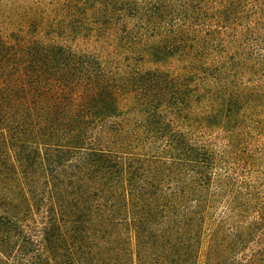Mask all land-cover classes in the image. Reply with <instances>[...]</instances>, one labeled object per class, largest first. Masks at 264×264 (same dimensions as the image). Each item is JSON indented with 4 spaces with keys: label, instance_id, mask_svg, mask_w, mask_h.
Segmentation results:
<instances>
[{
    "label": "trees",
    "instance_id": "1",
    "mask_svg": "<svg viewBox=\"0 0 264 264\" xmlns=\"http://www.w3.org/2000/svg\"><path fill=\"white\" fill-rule=\"evenodd\" d=\"M8 4L0 264H264V0Z\"/></svg>",
    "mask_w": 264,
    "mask_h": 264
},
{
    "label": "rangeland",
    "instance_id": "2",
    "mask_svg": "<svg viewBox=\"0 0 264 264\" xmlns=\"http://www.w3.org/2000/svg\"><path fill=\"white\" fill-rule=\"evenodd\" d=\"M15 1H18L19 4L21 6H26V5H29L31 4L33 1H36V0H15ZM47 0H43V2H45ZM4 2H8L10 5L13 0H4ZM40 2V1H39ZM86 20V19H85ZM75 22H80L82 21V23L84 22V20H80V18H75L74 19ZM0 28H2V26H0ZM75 44V43H74ZM77 47H81V48H88L90 50H94L96 51L98 54H100L101 56H106L107 55V52L109 49H104L103 46L99 45V44H89L87 45L86 41H82L81 43H78L76 44ZM216 144L218 146H221L222 145V140H219V141H216ZM144 255L142 254H139L137 252H132V251H125V252H122L121 254V260H126V259H131L133 257L134 259V264H149L148 262H145V260L142 259ZM148 258V259H151V255H147L145 256V258ZM151 264H153V262L150 260ZM124 264L125 262H121V264Z\"/></svg>",
    "mask_w": 264,
    "mask_h": 264
}]
</instances>
